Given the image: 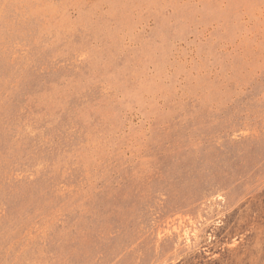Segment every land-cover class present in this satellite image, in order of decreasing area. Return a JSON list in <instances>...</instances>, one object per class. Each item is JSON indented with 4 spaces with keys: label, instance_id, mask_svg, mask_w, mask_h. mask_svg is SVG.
I'll return each mask as SVG.
<instances>
[{
    "label": "rangeland",
    "instance_id": "rangeland-1",
    "mask_svg": "<svg viewBox=\"0 0 264 264\" xmlns=\"http://www.w3.org/2000/svg\"><path fill=\"white\" fill-rule=\"evenodd\" d=\"M0 264H264V0H0Z\"/></svg>",
    "mask_w": 264,
    "mask_h": 264
},
{
    "label": "bare ground",
    "instance_id": "bare-ground-1",
    "mask_svg": "<svg viewBox=\"0 0 264 264\" xmlns=\"http://www.w3.org/2000/svg\"><path fill=\"white\" fill-rule=\"evenodd\" d=\"M51 109V108H50ZM187 234V233H186ZM188 239V238H187Z\"/></svg>",
    "mask_w": 264,
    "mask_h": 264
}]
</instances>
